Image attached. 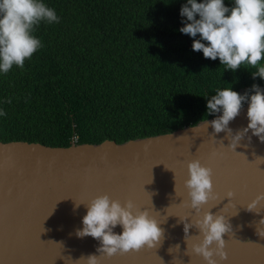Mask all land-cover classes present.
<instances>
[{"label":"water","instance_id":"obj_1","mask_svg":"<svg viewBox=\"0 0 264 264\" xmlns=\"http://www.w3.org/2000/svg\"><path fill=\"white\" fill-rule=\"evenodd\" d=\"M248 107L244 103L229 123L233 135L247 127ZM221 115L121 143L105 139L52 147L0 141V264H86L80 260L99 257L100 241L76 232L83 229L84 204L103 195L148 211L160 223L164 239L156 249L104 257L101 264H206L190 248L185 254V239L191 245L203 237L198 239L199 230L192 227L185 238L182 221L191 224L209 210L224 215L232 226L224 236L228 259L214 257L218 264H264V237L258 235L264 230L259 223L264 210L247 211L264 194V161L256 159L264 157V143L249 131L235 151L229 148L227 132L215 134L210 125L204 127V121ZM193 160L212 169L217 197L199 216L189 206L185 187ZM113 231L122 234L123 229L118 225Z\"/></svg>","mask_w":264,"mask_h":264},{"label":"trees","instance_id":"obj_2","mask_svg":"<svg viewBox=\"0 0 264 264\" xmlns=\"http://www.w3.org/2000/svg\"><path fill=\"white\" fill-rule=\"evenodd\" d=\"M39 2L60 22L34 26L43 47L23 68L14 64L0 72V111L6 114L0 115V141L121 143L214 116L207 115L206 99L217 89L231 87L241 96L253 85L264 89L250 65L231 71L219 58L193 51L199 34L179 31L187 0ZM224 3L234 6V0Z\"/></svg>","mask_w":264,"mask_h":264},{"label":"clouds","instance_id":"obj_3","mask_svg":"<svg viewBox=\"0 0 264 264\" xmlns=\"http://www.w3.org/2000/svg\"><path fill=\"white\" fill-rule=\"evenodd\" d=\"M180 15L186 19L179 31L192 38L200 36L193 41V51L202 52L206 59L213 61L219 58L221 64L231 71L240 69L242 64L250 65L256 69L251 73L253 79H264V65L260 64L264 60V0H234L231 8L225 6L224 0H203V3L187 0ZM42 21L49 24L60 22L55 10L39 0H0V72L8 73L14 64L23 68L25 60L31 59L43 47L41 41L32 35L34 26H39ZM201 41L207 42V46ZM206 100L207 115L220 112L222 115L210 122L204 121V127L210 125L215 134L227 132L229 148L235 151L249 131L264 143V89L253 85L243 96L231 87L217 89L216 94ZM244 103L249 105V123L233 135L229 123L240 115ZM0 115L6 114L0 111ZM256 159L264 161V157ZM188 174L185 187L190 198L189 206L199 216L202 207L217 198L213 194V172L211 168L202 166L199 160H193L188 164ZM228 196L232 197L233 193ZM261 202H264V194L247 205V211L259 214L264 210ZM84 205L87 214L82 221L83 229L77 230L76 235L92 237L101 243L97 249L99 257L93 255L80 260L86 264H101L104 257L139 252L145 247L156 249L163 242L164 231L159 227L160 223L148 211L136 209L131 201L122 205L103 195ZM187 221H182L185 238L190 236L189 229L196 227L200 233L196 237L202 236L203 239L191 245L185 239L188 245L186 255L190 248L206 264H218L214 257H219L220 261L228 259L224 251V236L232 233V226L224 215H214L209 210L202 218L191 220V224ZM259 223L264 225V219ZM118 225L123 229L122 234L113 231ZM258 235L264 237V230H260ZM179 247L175 246L178 250Z\"/></svg>","mask_w":264,"mask_h":264}]
</instances>
